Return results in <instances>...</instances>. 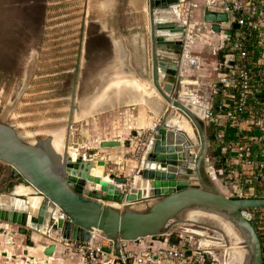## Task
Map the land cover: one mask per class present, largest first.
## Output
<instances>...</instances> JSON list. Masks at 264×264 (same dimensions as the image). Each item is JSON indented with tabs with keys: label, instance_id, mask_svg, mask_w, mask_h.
I'll return each instance as SVG.
<instances>
[{
	"label": "water",
	"instance_id": "1",
	"mask_svg": "<svg viewBox=\"0 0 264 264\" xmlns=\"http://www.w3.org/2000/svg\"><path fill=\"white\" fill-rule=\"evenodd\" d=\"M140 1L138 8L142 9L138 13L146 14L132 29L145 28V32L128 40L129 57L124 64L135 69L134 77L151 95L150 104L161 106L157 120L151 125L154 128L150 143L155 149L149 152L147 149L138 171L141 184L135 178L132 187L123 189L122 186L128 185V177L113 172L109 176L112 182L106 189L88 192L85 185L90 181L94 162L81 155L75 160L68 156L61 163L50 140L33 142L23 137L7 121L9 110L17 104L15 100L6 106L0 121V161L13 169L17 179L8 186V194L0 196V221L4 222L0 234L5 238L4 243L13 246L14 237L23 235L27 237L26 245L33 247V233L49 236L52 226L56 236L78 242L90 241L92 233L99 231L114 241L113 248L104 247V250L119 256L124 242L170 236L177 231L175 227L196 223L190 217L191 211H202L222 216L233 226L248 249L243 264H264L262 240L249 213V210L264 209V197L233 198L214 182L209 151L211 140L216 137L210 139L207 133L208 106L189 95L184 85L185 67H196L199 59L189 55L190 41L195 36L191 38L188 23L181 18V0ZM106 2L111 6V0ZM204 20L219 33L228 15L206 6ZM118 60L114 59L112 65L119 64ZM175 119L187 122L192 134L173 124ZM137 134L138 131L133 132L134 136ZM73 138L78 143V135ZM123 144L130 146L131 140H102L99 147L85 153L94 157L102 149ZM67 145L65 148L70 149ZM73 173H79L82 179ZM18 183L35 192L31 197L39 199L36 214L13 208L9 199ZM56 247V244L48 245L45 255L52 257ZM3 254L7 256L8 252ZM23 255L28 256L29 251L25 249Z\"/></svg>",
	"mask_w": 264,
	"mask_h": 264
},
{
	"label": "rangeland",
	"instance_id": "2",
	"mask_svg": "<svg viewBox=\"0 0 264 264\" xmlns=\"http://www.w3.org/2000/svg\"><path fill=\"white\" fill-rule=\"evenodd\" d=\"M93 10L94 7L87 4V0H0V121L3 119L2 115L6 106L12 105V102L17 100L15 107L13 106L8 112L7 121L15 125L23 137L26 135L25 138L29 141H46L51 133L54 138L53 145L56 144L57 147L62 148L64 145L59 131L67 125L68 128L70 127L67 139L70 148L80 149L85 153L93 141L96 128L88 124L87 118L77 120L72 117L75 111L73 105L78 104L80 110L89 109L92 104L90 100L95 97L93 92L96 90L100 93L103 86H107V83L112 81V77L107 76L104 79V77L95 76L98 74L96 71L98 66L105 63L111 56L108 55L110 50L108 40H104L103 36L95 39L97 44L98 40L101 44L97 53L91 49L94 41L89 33L92 29L98 28L94 23L90 24V27L87 23L94 18ZM131 25L137 26L138 23L133 21ZM84 44L89 51L86 54L83 53ZM196 47L198 48H194L196 50L192 51L191 56H202L204 64L216 62L220 57L219 54L217 57L209 50L204 51L202 55L201 46ZM77 50L80 51L79 59L78 54L74 53ZM29 52L37 63V69L32 71L31 81H27L26 76L24 77ZM77 66L80 68L78 72ZM14 68L16 69L13 70ZM219 77L220 75L216 74L210 80L216 84ZM110 87L111 82L108 84V88ZM122 108L119 107L107 113L115 115L114 112ZM149 127L141 130V136H134L132 132L128 135V139L133 142V148L129 153L115 152L113 159L106 156L108 161L106 166H103L105 177H109L113 172H117L119 176H127L131 167L135 169L134 166H139L153 138L152 126ZM208 128L211 127L207 126V132L211 138ZM110 130H114L113 126ZM189 133L192 134V129ZM74 135H78V143L74 142ZM94 144L99 147L98 142ZM219 144L216 140L213 146L218 149ZM69 151L68 147L62 148L60 156L67 158ZM212 151L211 149L209 151L212 155L209 161L216 168L215 170H218L220 165L217 161L220 158ZM126 159L132 160L129 162L134 166L128 167L130 169L121 162H125ZM13 175V169L0 161V196L8 194V186L12 181H17ZM214 182L224 194L231 196L228 175L217 171ZM89 184L95 193L101 192L97 190L99 188L92 187L94 185L92 182L89 181ZM122 187L124 189V186ZM194 218L195 224L177 226L175 227L177 231L170 235V238L178 241L180 246L193 249L192 264H228V254L232 248L239 250L243 258L241 262L238 263L236 260L231 264L244 263L248 249L241 239L226 233L212 217L201 214L195 215ZM1 224L4 222L0 221ZM12 228L17 230L15 226ZM53 232L55 228L51 229V233ZM42 237V243L52 239L48 236ZM167 237L169 236L166 235L164 238ZM22 238L24 243L21 246H27L25 236L17 235L16 239ZM0 247L3 249L1 243ZM33 249L26 250L31 252ZM15 252L21 253V247L15 248ZM25 257L27 259V256Z\"/></svg>",
	"mask_w": 264,
	"mask_h": 264
},
{
	"label": "built area",
	"instance_id": "3",
	"mask_svg": "<svg viewBox=\"0 0 264 264\" xmlns=\"http://www.w3.org/2000/svg\"><path fill=\"white\" fill-rule=\"evenodd\" d=\"M206 6L228 15V21L222 23L227 27L221 24V32L227 31V37L215 50V54H222L215 62L222 71L221 87L215 90L221 100L214 106L208 105L205 118L207 126L214 127L220 143L217 161L220 167L215 170L210 161L209 165L213 167L214 178L217 171L228 175L233 198L264 197V0H206ZM197 8L196 0H181V18L189 23ZM135 178L137 175L128 177L124 189L132 187ZM249 213L253 224L259 226L264 250V209L249 210ZM49 236L78 254L82 264H114V261L159 264L163 260L192 264L194 257L191 247L170 243L168 237L162 241L161 237L165 236L155 238L168 246L153 244L142 253L128 250V242H124L119 256L104 250V247L113 248L114 241L99 231L93 232L88 242L63 240L52 233ZM105 260L109 261L104 263Z\"/></svg>",
	"mask_w": 264,
	"mask_h": 264
},
{
	"label": "crops",
	"instance_id": "4",
	"mask_svg": "<svg viewBox=\"0 0 264 264\" xmlns=\"http://www.w3.org/2000/svg\"><path fill=\"white\" fill-rule=\"evenodd\" d=\"M106 1L107 0H87V4L89 3L90 5L92 3V5L90 6L94 7L93 10L94 18L87 23L89 27L90 24L92 23L98 26L97 29H92V32L89 33L91 34L90 37H92L94 41L91 45V49L95 50V53H97V50H99L98 47H100L101 44H100V40H98L99 42L98 43L99 46H98L97 41L95 39H97L96 37H102V36L105 37L104 40L106 41L108 40V46L110 47L108 55H110L111 58L110 59L108 58V60L105 61V63H102L101 65L98 66V68L96 69V71H98V74H95V76H97V78L104 77V79L107 76L109 78L112 77V81H109L107 83V86L104 85L100 93L96 92V90L93 92L94 93L93 95H95V97H93L90 100V102L92 101L93 102L92 104H90L89 109H82V110L75 109L74 113L72 114L73 119L81 120L83 118H87L89 121L88 124L96 128V131L93 134V141H91L92 143L88 149L92 147L93 148L97 147V145L94 144V142H98L99 144L100 141L106 139L107 140L118 139V140L126 141L129 137L128 135L131 132L133 134V132L137 130H138L137 137L141 136L142 135L141 130L144 129L146 130L147 128H150L149 126H151L152 123H154V120H157L156 117L161 112V106L156 104L155 105L150 104V102L148 101L151 95L147 93L145 86L142 90L145 91V93L144 92L143 93L146 96L143 94L144 100L141 101L140 99L142 94L140 95L138 91L130 89L126 85L127 80L136 79L134 77L135 69L133 67H130L128 63L126 65L124 64V61L128 60L127 58L129 57V56L127 57V55H129L128 47H127L128 40L138 33L142 34L143 32H145L144 31L145 28L144 30L141 28L134 30L132 29L134 26L131 25L133 21L137 23L142 21L146 14L144 13L142 14V16H140L138 13L142 9V8L141 9L138 8L141 1L111 0V4H110L111 6H108L107 5L108 3ZM196 1L199 3V8L194 10L193 15L188 23L191 38L193 35L195 36L194 40L190 41L189 55H192V51L196 50L194 48H198L196 47L197 45L199 47L201 46L200 49L202 55L206 50L212 51V54H214L213 52H215V50L218 49V47L222 44L223 40L227 37L228 32L227 31L219 32V33L215 32L212 28V25L210 23L205 22L204 20V7L206 5V0H196ZM222 26L227 27V24L224 23L222 24ZM83 48L84 50L86 49L84 45ZM87 52H89L88 49ZM78 53H80V51H78ZM215 55L217 56V54ZM118 57L120 59L118 60L119 64L114 63L112 65L114 59H118ZM196 57L201 58L202 56H196ZM136 65L139 70H142L140 65L138 64ZM216 66L217 65L215 62H212L210 64L209 63L204 64L202 59H200L199 65H197L196 67L192 69H189L187 66L185 67L184 70V74H185L184 77L186 78V80L184 81L185 89L187 90V93L189 95H192L196 100H199L200 103L203 105L214 106L221 100L220 94L216 93L215 90L216 88L221 87L219 80L222 75V71L219 70L218 67ZM109 72L111 73L108 75L107 73ZM216 74H219L220 77L218 79V82L215 84L212 83L210 79ZM110 82H111V87L108 88V84H110ZM119 107H123V108L118 111H115L114 112L115 115L107 113L108 111L118 109ZM110 125L113 126L114 128L113 131L110 130V128H112V126ZM69 128L67 125L66 128H61L62 130L59 131L62 134L61 139L64 145L62 146V148L66 146L69 135V131H68ZM153 128L154 126L152 127V129ZM208 129H210V133L212 135L210 139H212V137H215V129L214 127ZM118 136L120 138H117ZM48 140H50V143L53 146V137L51 133L47 138V141ZM216 140L217 139L211 140V151L213 150L212 153H214L217 150L213 146ZM62 148L57 151L53 146L55 152L59 153V154L57 153V156L59 158L58 159L59 162L61 163L65 162V158H66V156H62V157L60 156L62 152ZM131 148H133V142H131L130 146H126L125 144H123L122 146L116 148L102 149L100 150V153L98 155L91 158L87 156L86 153L81 152L80 149H77V151H79L77 159L81 155H84L86 156L87 161H92L94 162V164L95 162H99L102 166H106L108 161V158H106V156L113 159L115 158V156H113L115 152L116 153L121 152L125 154V153H129ZM219 155L220 154L216 156L219 157ZM210 157H212V155ZM129 161L131 162L132 160L126 159L125 162L124 161L121 162L125 163V166H127V168L130 166H134ZM141 162L142 159L139 163V166H134L135 169L133 167H131V169L128 168L131 171L130 173L128 172L127 177L133 178L134 176L139 175L138 171L141 168ZM88 186H90L89 182L86 185L87 191L90 193L94 192L93 189H90L91 187L87 188ZM1 226L4 225H0V227ZM48 237L52 238L51 236ZM16 238L17 236L14 237L15 245L6 246L4 243L5 238L3 237L2 234H0V243L3 246V249L0 247V264H82L80 260V256L78 254L74 253L72 250H70L64 244H62L59 240H56L54 238H52L51 240L47 239V241H43L42 243L41 238L43 237L39 234L33 233L32 239L35 241V246L33 247L21 246L23 245L22 243H24V238H22L21 240ZM168 239L170 243L175 242V240L170 238V236L168 237ZM50 244L57 245L52 257H48L44 253V250ZM153 244H155L158 247L168 246L167 245L168 243L166 244L165 242H161L160 240L158 241L157 238L154 237V238H144L134 242H128L126 243V248L128 250H132L137 253H142L145 249H147L149 246H152ZM17 247L18 248L21 247V253L15 252V248ZM27 248H34V249L31 252L29 251V255L27 256V259H25L26 257L23 255V251ZM5 251L8 252L7 256L3 254ZM15 254L17 255V258L13 257ZM159 264H174V263L168 260H163Z\"/></svg>",
	"mask_w": 264,
	"mask_h": 264
},
{
	"label": "bare ground",
	"instance_id": "5",
	"mask_svg": "<svg viewBox=\"0 0 264 264\" xmlns=\"http://www.w3.org/2000/svg\"><path fill=\"white\" fill-rule=\"evenodd\" d=\"M124 83H125V81H124ZM126 83H127L126 85L130 89L138 91L140 93V95L142 94L140 100L141 101L144 100L143 96L145 95L144 94L145 91L142 90L144 88V84H142L141 81H139L137 79H130V80H127ZM118 85H119V83H118ZM173 124L179 125V127H182L187 132H190V130H191L190 125L187 122H185V121L178 122V120L175 119V120H173ZM59 135H60V133H59ZM54 148H55V150L58 151V150L61 149V146L57 147V145L55 144ZM152 149L153 150L155 149V145L151 143L149 148H148V152L152 151ZM78 152L79 151H77L76 149L70 148L69 158L73 159V160L77 159V156L79 154ZM73 174L75 176H77L79 178V180L82 179V178H80L79 173H73ZM91 182L94 184V185H92L93 188H96V189L99 188V189H102V190L105 189V187L110 182H112V180L108 176L105 177L103 175V166L99 162H95V164H94V167H93V170H92V174H91V177H90V183ZM137 184L138 185L141 184V182L139 180V177L137 178ZM90 187H91V184H90ZM90 187L88 186L87 188H90ZM85 189H86V185H85ZM32 194L35 195V192L31 188L26 187L23 184H19L18 183L17 185L14 186L13 195L11 196V198L9 200L11 201V204H12L14 209L20 210V211H27V210L30 211L31 210V213L35 214L39 210V199L37 197H35V196L31 197ZM24 196H26L25 198H28V200H24L23 199ZM4 200H6V199H4ZM201 214H204L206 216H209V217H212V218L216 219L217 222L221 225V228L224 229V231L226 233H228L229 235H232V236L237 237V238L240 239V237L237 236L233 226L222 216L215 215L213 213L202 212V211H191L190 212V217H191V219H195L194 218L195 215H201ZM242 258H243V255L241 254V252L239 250H237L236 248H232V249L229 250L227 262H228V264H231V263H233L234 261L237 260L238 263H239V262L242 261Z\"/></svg>",
	"mask_w": 264,
	"mask_h": 264
},
{
	"label": "flooded vegetation",
	"instance_id": "6",
	"mask_svg": "<svg viewBox=\"0 0 264 264\" xmlns=\"http://www.w3.org/2000/svg\"><path fill=\"white\" fill-rule=\"evenodd\" d=\"M90 5H92V3L90 4ZM84 47H86V49L83 51V53L84 54H86V53H88L87 52V46L84 44ZM80 49H82V48H80ZM77 53L78 54V50L77 51H74V53ZM214 53V55H215V52H213ZM29 61L27 62V64H26V66H25V72H24V77L26 76V79H27V81H31V76H32V71H33V69L34 70H36L37 69V66H36V64L37 63H35V61L33 60L34 58H32V56H30V52H29ZM220 55V54H219ZM216 56V55H215ZM79 55H78V59H79ZM217 57H218V55H217ZM219 58V57H218ZM218 58H217V60H218ZM198 59H199V62H200V59L201 58H199L198 57ZM36 60V59H35ZM216 60V61H217ZM79 63V62H78ZM16 68H14L13 70H15ZM79 66H77V68H76V70H77V72L79 71ZM77 100H79V99H77ZM79 107V105L78 104H75V105H73V108L74 109H77ZM80 109V108H79ZM14 181H12V183H13ZM16 183V182H15ZM27 238V237H26Z\"/></svg>",
	"mask_w": 264,
	"mask_h": 264
},
{
	"label": "trees",
	"instance_id": "7",
	"mask_svg": "<svg viewBox=\"0 0 264 264\" xmlns=\"http://www.w3.org/2000/svg\"><path fill=\"white\" fill-rule=\"evenodd\" d=\"M219 56L222 57V54H220ZM220 148H221V147L219 146V148L214 152L215 155H218V150H219ZM254 226H255V228H256V230H257V232H258L259 237L262 239L261 231H260V229H259L258 224L254 223ZM161 238H162V240H165L164 237H161Z\"/></svg>",
	"mask_w": 264,
	"mask_h": 264
}]
</instances>
